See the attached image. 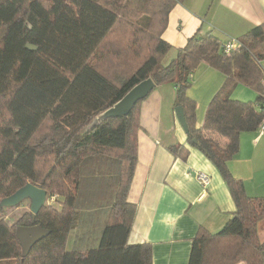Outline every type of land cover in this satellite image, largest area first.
<instances>
[{
  "label": "trees",
  "instance_id": "16d2710c",
  "mask_svg": "<svg viewBox=\"0 0 264 264\" xmlns=\"http://www.w3.org/2000/svg\"><path fill=\"white\" fill-rule=\"evenodd\" d=\"M179 2L162 0V15L151 22L159 29L147 33L142 48L130 36L111 39L127 9L125 0H0V199L28 182L45 189L49 198L58 195L60 205L48 202L40 208L33 222L48 233L24 257L16 227L31 224V217L15 226L0 218V264H152L149 244L128 243L136 205L127 200V191L144 97L125 114L100 116L147 78L153 87L173 85V105L182 108L187 140L214 164L235 206L218 231L199 227L186 264H264V244L256 238L264 196H249L226 163L237 152L238 135L257 130L264 118V22L234 37L240 47L229 55L222 45L232 37L213 28L172 48L160 35L169 9ZM27 43L37 49H26ZM172 50L174 57L164 62ZM200 63L226 78L196 127L195 102L187 89ZM236 83L252 88L255 99L230 98ZM220 137L226 138L224 145ZM169 150L185 153L181 145ZM91 164L94 173L86 167ZM99 165L102 174H97ZM94 211L102 213L103 224L93 246L68 249L81 213ZM214 243H220L219 256Z\"/></svg>",
  "mask_w": 264,
  "mask_h": 264
},
{
  "label": "crops",
  "instance_id": "0c3cea01",
  "mask_svg": "<svg viewBox=\"0 0 264 264\" xmlns=\"http://www.w3.org/2000/svg\"><path fill=\"white\" fill-rule=\"evenodd\" d=\"M169 10L160 36L172 48H182L197 31L213 28L224 37H240L264 22V0H182ZM174 55L175 51H170L164 62ZM260 65L264 71V59ZM225 78L205 63L192 72L187 96L195 102L196 127L203 123L210 98ZM229 94L244 102L257 96L241 83H236ZM174 97L173 85L163 83L152 87L140 100L137 161L127 191V200L136 205L128 243L149 244L152 264H186L199 227L216 232L235 210L214 164L187 140L174 113ZM238 136L237 152L226 162L231 175L243 182L249 196H264V131L241 132ZM226 141L219 138L222 145ZM173 145H181L185 153L179 156L169 152ZM198 172L208 176L207 184L197 180ZM73 232L65 245L68 249L75 244V237L70 239ZM256 232V238L264 244V217L257 222Z\"/></svg>",
  "mask_w": 264,
  "mask_h": 264
},
{
  "label": "rangeland",
  "instance_id": "374dc122",
  "mask_svg": "<svg viewBox=\"0 0 264 264\" xmlns=\"http://www.w3.org/2000/svg\"><path fill=\"white\" fill-rule=\"evenodd\" d=\"M125 4H127V9L121 11L122 12V16L120 17L121 20L119 21V23H117V27L113 35L111 36V39L114 42H121L122 40L126 41L128 39V36H130L131 38H134V40L136 39L135 45H140L143 48L148 39L146 36L147 33L148 32L155 33L159 29L158 25L153 24L151 22L155 17H160L162 15L161 13L162 0H125ZM130 41L132 42L133 40L131 39ZM123 63L124 62H122V65H124ZM100 114L96 115V117L93 119L92 122L96 121V119H98ZM86 167L89 168V171L92 170V173H94L93 172L94 168L92 167V164L90 166L87 165ZM96 168H97V174L103 173L102 169L104 167H101L99 165L96 166ZM89 180L90 179L88 178L87 180H85V182H87L88 184V182H90ZM88 187L94 188L95 184L93 182H90V185ZM96 189H97V184H96ZM85 191L87 190H84V192ZM58 198H59L58 195L50 198L48 196L46 203L50 202L54 204L55 208H59L60 205H58V201H57ZM55 199L56 201H54ZM88 200L90 199H86V202ZM28 208H29L28 200H23L17 206L14 207H3L0 209L1 210L0 218L3 219L9 225L15 226L19 224L20 218H24V217L25 219L26 217L29 218L30 214ZM100 215H102V213L99 214V211H94L90 213H86V212L81 213L80 217L77 219L78 231H80L81 234L79 236L78 241L75 244H73V246L78 248L79 247L84 248V245L93 246L94 244L93 242L95 241V239L99 237L100 234L99 231L103 224L102 219H100L101 218ZM78 231L73 232L71 234L70 239H72L73 236L76 239ZM220 248H221L220 243H214L215 253L218 256L221 255L219 250Z\"/></svg>",
  "mask_w": 264,
  "mask_h": 264
},
{
  "label": "water",
  "instance_id": "95a60500",
  "mask_svg": "<svg viewBox=\"0 0 264 264\" xmlns=\"http://www.w3.org/2000/svg\"><path fill=\"white\" fill-rule=\"evenodd\" d=\"M26 49L36 50L37 45L27 43ZM154 86L153 81L147 78L134 87L130 89L120 101H117L112 107L108 108L101 117L106 116H117L125 114L132 107V105L151 91ZM182 108L180 106L175 107L174 113L177 116V120L181 124L180 126L186 131V122L184 115L182 113ZM195 141V140H193ZM47 191L37 185L26 182L23 186L18 188L15 192L0 199V207H14L17 206L23 200H28L29 203V214L31 217V224L28 225H18L16 227V235L20 241L21 245V255L24 257L30 251L32 247L38 240L47 235L48 230L42 227L40 224H35L33 220L40 208L46 204Z\"/></svg>",
  "mask_w": 264,
  "mask_h": 264
},
{
  "label": "built area",
  "instance_id": "2783aa9c",
  "mask_svg": "<svg viewBox=\"0 0 264 264\" xmlns=\"http://www.w3.org/2000/svg\"><path fill=\"white\" fill-rule=\"evenodd\" d=\"M239 44H240L239 41H237L234 37L226 41L225 44L222 45L225 55H229L231 51L237 50L240 47ZM258 129L261 130L262 132L264 131V118L259 124ZM195 177L197 178L198 181H200L203 184H207L209 181L208 176H206V174L203 172L196 173Z\"/></svg>",
  "mask_w": 264,
  "mask_h": 264
}]
</instances>
